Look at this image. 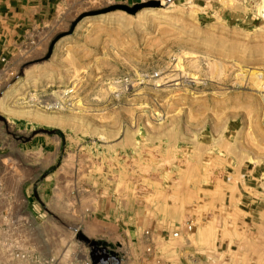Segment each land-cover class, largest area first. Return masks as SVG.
Segmentation results:
<instances>
[{"label":"rangeland","instance_id":"374dc122","mask_svg":"<svg viewBox=\"0 0 264 264\" xmlns=\"http://www.w3.org/2000/svg\"><path fill=\"white\" fill-rule=\"evenodd\" d=\"M158 1L1 62L0 264H264V0Z\"/></svg>","mask_w":264,"mask_h":264},{"label":"crops","instance_id":"0c3cea01","mask_svg":"<svg viewBox=\"0 0 264 264\" xmlns=\"http://www.w3.org/2000/svg\"><path fill=\"white\" fill-rule=\"evenodd\" d=\"M77 7H85L86 0H74ZM134 5L147 0H100ZM198 1L193 0L195 4ZM63 0H0V64L15 53L21 38L37 27L47 24ZM65 0V7L67 6ZM105 253L96 254L95 264H108Z\"/></svg>","mask_w":264,"mask_h":264},{"label":"water","instance_id":"95a60500","mask_svg":"<svg viewBox=\"0 0 264 264\" xmlns=\"http://www.w3.org/2000/svg\"><path fill=\"white\" fill-rule=\"evenodd\" d=\"M162 5V2L161 1H158V0H152L150 2H146V3H141V4H136L135 6L133 7H129V6H126V5H113L111 7H109L106 11H110V10H115V9H121V10H124L128 13H135L137 10L141 9L142 7H145V6H160ZM79 20V19H78ZM77 20V21H78ZM77 21L73 23L72 27H71V30H70V33L73 32L76 24H77ZM52 49V48H51ZM0 118L3 119V117L0 116ZM48 133H51V131H47ZM81 238H83L85 241L89 242L90 244L92 245H95V246H98L100 245L101 247L103 246L104 248L107 246V243L106 242H97V241H90L86 236L82 235Z\"/></svg>","mask_w":264,"mask_h":264},{"label":"built area","instance_id":"2783aa9c","mask_svg":"<svg viewBox=\"0 0 264 264\" xmlns=\"http://www.w3.org/2000/svg\"><path fill=\"white\" fill-rule=\"evenodd\" d=\"M65 94H68V92H65ZM56 107L58 106V105H55ZM49 107L50 108H52L53 107V105H49ZM27 256V258H29L30 259V256L29 255H22V257L24 258V257H26ZM48 263V262H47Z\"/></svg>","mask_w":264,"mask_h":264},{"label":"bare ground","instance_id":"6f19581e","mask_svg":"<svg viewBox=\"0 0 264 264\" xmlns=\"http://www.w3.org/2000/svg\"><path fill=\"white\" fill-rule=\"evenodd\" d=\"M162 4H164V1H162Z\"/></svg>","mask_w":264,"mask_h":264}]
</instances>
